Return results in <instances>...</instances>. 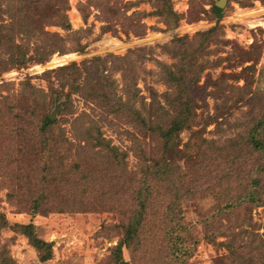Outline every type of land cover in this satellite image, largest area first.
Here are the masks:
<instances>
[{
	"label": "rangeland",
	"instance_id": "obj_1",
	"mask_svg": "<svg viewBox=\"0 0 264 264\" xmlns=\"http://www.w3.org/2000/svg\"><path fill=\"white\" fill-rule=\"evenodd\" d=\"M16 1L0 0V19L17 22L5 16L9 8L16 12ZM50 1L34 5L36 11L50 15L55 7ZM63 1L72 49L46 64L0 74V264H120L117 258L123 264H245V256L264 264V0H226L219 18L211 10L219 0ZM12 34L26 37L19 29ZM71 63L84 67L82 79L105 69L116 80L118 114L105 105L102 91L94 99L73 94L72 113L61 114L57 104L50 114L82 147L84 142L72 138L83 134L87 118L71 125L77 115H89L105 140L92 156L108 166L110 158L124 154L125 169H117L124 182L132 177L131 184L148 188L130 243L124 226L136 204L121 194L123 180L116 173L98 178L99 167L89 162L93 189L83 192L85 179L75 177V207L69 210L54 185H44L37 168L30 171L40 154L33 155L38 147L27 130L36 112L50 111L44 93L60 84L61 74L45 72ZM185 63L190 66L183 82L196 109L162 155L159 137L140 128L172 119L164 95L174 96L175 87L165 71L177 74ZM86 83L84 93L92 96L95 89ZM28 86L33 89L23 93ZM28 117L31 121L23 120ZM41 158L57 164L58 173L72 161L56 150ZM146 158L166 165L156 172L152 164L146 178L141 169ZM43 198L47 204L33 212V201Z\"/></svg>",
	"mask_w": 264,
	"mask_h": 264
},
{
	"label": "trees",
	"instance_id": "obj_2",
	"mask_svg": "<svg viewBox=\"0 0 264 264\" xmlns=\"http://www.w3.org/2000/svg\"><path fill=\"white\" fill-rule=\"evenodd\" d=\"M44 1L51 2L50 0H19V2L16 1V8L18 7L16 9V12L14 13L13 9L9 8L7 12L8 14L5 16L9 17V19L13 17L12 19H17V22L14 24L12 20L10 22H5L3 21V19H0V74L2 72L12 69L26 68L30 64H46L52 59L54 55H64L72 49L67 46L68 44L66 41V38H68L69 41L70 36H72L70 24L66 14V1L64 2L63 0H54L55 7L53 8L52 13H50L52 17L48 14L49 11H36L34 5H39L40 3L43 4ZM52 7L53 6H51V8ZM211 10L217 18H219L222 14V10L216 5H213ZM49 27L59 28L60 30L66 32V35H61L59 32L56 31L50 32L47 29ZM15 29L21 30L23 35L26 34V37L18 40L16 38H13L12 32ZM68 35L69 37H67ZM33 37H36L34 41ZM78 48H75V51H79ZM192 53L193 51L189 53L185 52L184 54L185 56H191ZM186 58L189 59L190 57H185V59ZM189 66L190 64L185 63L183 70H181L177 74L175 72H172L171 70L165 71L166 74L169 76L168 81H172L175 87L174 92L172 93L174 96L171 95L168 97L169 94L164 95L165 97H167L165 102L168 103H166L168 105V108H171L174 113L171 117L172 119H170L168 124L164 126L160 125L158 122L153 120L151 121V124L149 123L148 126L143 125L140 128L147 129L148 131L155 133L159 137V139L161 140L162 155L163 152L166 151L168 148L170 149L173 147V138L175 137V135H178L181 129L189 125L191 121L190 119L192 117L189 115V113H193L196 109V106L193 104L188 90L184 85L185 83L183 82L185 79L184 71ZM85 68L87 70L89 69L88 66H85ZM83 69L79 68V66H77L75 63H71L69 65H62L55 68L54 70L52 69L48 72H45L47 75L48 73L54 72H56V74H61L58 77V81L60 84H58V89L50 88L52 91L50 95L44 93V96L46 97V99L48 98V100H43V102L46 103V110L48 111V109L50 108V111L48 113L43 114L36 112L35 115L37 117V121L34 123H30L31 127L28 129L29 131L27 130L28 134L26 137L29 140L31 139L33 143H36L38 147V149H36L38 151L34 150L35 147L32 148L33 155L36 156L35 152L40 154V156L38 157L39 161L37 163L36 161L31 160L30 171L34 172L35 168H37V172H35V175H41V180L44 185H46L47 187H49L50 184L52 186L54 185V188L57 189L56 192L61 193L62 196L66 197H63L62 199H65L67 201H64V206L66 209L69 210H72L75 207V202L73 201L75 198V190L71 186L75 182L73 181L75 177L85 179L83 180L84 182L80 184L83 192L88 193L90 189H93V187L91 186L92 182H90V179H92L93 176L89 166V162H95L97 164V167H99V169L97 168V171L95 173L98 175V178H106L108 174H113L115 176L116 173L119 177V180H121V178L123 180L120 188L122 189L121 194L130 198L132 202L134 201V204H136V207L130 210L126 222L127 224L124 226L125 239L127 240L125 242L130 243L135 236L136 229L140 225L139 223L141 220V213L146 204V191L148 192V188L146 189L139 184H131V180H133L132 177L130 181L124 182L125 180L123 178V175L121 174V172L119 173L117 171V169H125V157L123 156L124 154H119V158L115 160L110 158L112 164H108V166H104V163H100V161L97 162L98 157L92 156L93 153L91 152L94 149L99 152V150L104 146L103 142L105 140L101 135L100 126H98L95 121L91 120L89 115L85 113H81V117L77 115L71 125V127H74L77 123L80 122L81 118H87V121H82L85 125V129L82 130L83 134L74 135L73 133L72 138V140H77L78 142L81 141V143L84 142L85 146L83 147L82 145H80V143L74 144L75 142L69 140L66 137L65 130H63V128L61 130L57 125L58 123L49 118L51 110H53V108L57 104H60L61 114L67 115L69 113H72L73 104L71 96L73 94H80V96L82 97H89V99H94L98 97V91L104 92V96L108 97V100H105V105L107 104L109 106L110 111L117 114L122 111V107L120 106L122 104L121 97L117 96L116 94V80H114L113 77L111 79L109 73H104V71H106L105 69L92 72V74L89 75L91 78L86 77L82 79V74L84 73ZM86 82L90 83V85H92L95 89V92L92 96H86V94L84 93V89L87 84ZM31 88L33 89V87L31 86L23 88L22 92L26 93ZM151 100H156L154 91H152L151 93ZM128 102L129 100H127V103ZM157 107H159V111L164 110L165 113L169 112V110L165 109L159 104H157ZM154 111L155 106L153 103L152 112ZM134 112L135 115L138 114L137 111ZM153 115L154 114L151 113V117ZM29 119L31 121V118L29 117L23 120ZM52 132L56 133V140L53 139ZM134 138L135 137H132V139ZM54 150L59 153H62L63 156L66 155L67 157L72 159V161L67 163V165L61 167L60 173L57 172V164L51 165L48 160H44L43 158H41V155H52V151ZM86 153L87 156L84 157ZM41 160L42 166H40L39 163L41 162ZM142 161L143 163L141 164V169L143 171L142 173H144V176L146 178H148L147 173L149 170H153L157 166L158 168H155L153 171L159 172L157 171V169L161 170L163 169V167H165L163 165H166L165 163L157 164L154 160L147 158ZM16 163L19 166H21L22 164H20L19 161ZM152 164H154V168H152ZM24 165L25 167L23 169H27L28 165L26 163ZM107 170H110L111 173L107 172ZM65 171L66 175L64 174V176H62ZM164 174H166V171ZM26 175H28V173H26ZM60 177L62 179H60ZM162 178H164V176ZM25 183L27 185V182ZM254 202L257 204L256 201ZM46 204L47 203L44 198L34 200L33 212H37L38 209L41 211V205L44 206ZM229 206L231 208H234L236 205L235 203H232ZM28 227H30V225L23 226L25 230ZM37 241L38 240H34L33 244L37 243ZM39 243L41 242L39 241ZM229 249L231 251L236 250L234 244H231L229 246ZM243 260L245 264H262L261 260L255 259L253 257L250 258L248 256H245ZM117 261L120 264H123V262H120L119 258H117Z\"/></svg>",
	"mask_w": 264,
	"mask_h": 264
},
{
	"label": "water",
	"instance_id": "obj_3",
	"mask_svg": "<svg viewBox=\"0 0 264 264\" xmlns=\"http://www.w3.org/2000/svg\"><path fill=\"white\" fill-rule=\"evenodd\" d=\"M225 2H226V0H219V1L216 3V6H217L218 8H222V7L225 5ZM49 118H50L51 120H54V113L50 114Z\"/></svg>",
	"mask_w": 264,
	"mask_h": 264
}]
</instances>
